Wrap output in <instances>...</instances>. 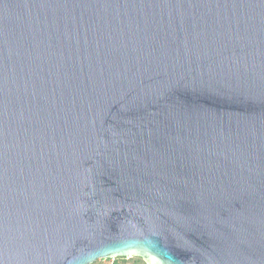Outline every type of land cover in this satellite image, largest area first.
<instances>
[{
  "label": "water",
  "instance_id": "1",
  "mask_svg": "<svg viewBox=\"0 0 264 264\" xmlns=\"http://www.w3.org/2000/svg\"><path fill=\"white\" fill-rule=\"evenodd\" d=\"M264 264V0H0V264Z\"/></svg>",
  "mask_w": 264,
  "mask_h": 264
},
{
  "label": "rangeland",
  "instance_id": "2",
  "mask_svg": "<svg viewBox=\"0 0 264 264\" xmlns=\"http://www.w3.org/2000/svg\"><path fill=\"white\" fill-rule=\"evenodd\" d=\"M119 264H132L133 261H135V263L137 264H142L140 262H138V259L133 258V257H129L128 259L123 258V257H117ZM108 263V259H99L96 260L94 264H107Z\"/></svg>",
  "mask_w": 264,
  "mask_h": 264
},
{
  "label": "built area",
  "instance_id": "3",
  "mask_svg": "<svg viewBox=\"0 0 264 264\" xmlns=\"http://www.w3.org/2000/svg\"><path fill=\"white\" fill-rule=\"evenodd\" d=\"M128 259L129 257H123ZM107 264H119L117 257L116 258H108V263Z\"/></svg>",
  "mask_w": 264,
  "mask_h": 264
},
{
  "label": "trees",
  "instance_id": "4",
  "mask_svg": "<svg viewBox=\"0 0 264 264\" xmlns=\"http://www.w3.org/2000/svg\"><path fill=\"white\" fill-rule=\"evenodd\" d=\"M133 258L138 259V262H140V263H142V264H146V263H145L141 258H139V257H133ZM94 263H95V262H94ZM94 263H92V264H94ZM132 264H137V263H135V261H133Z\"/></svg>",
  "mask_w": 264,
  "mask_h": 264
}]
</instances>
